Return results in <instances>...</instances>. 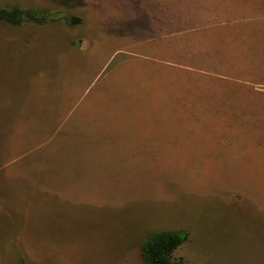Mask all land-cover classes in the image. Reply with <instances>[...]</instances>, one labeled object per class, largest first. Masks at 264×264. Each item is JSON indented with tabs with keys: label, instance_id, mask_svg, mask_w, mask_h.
<instances>
[{
	"label": "rangeland",
	"instance_id": "obj_1",
	"mask_svg": "<svg viewBox=\"0 0 264 264\" xmlns=\"http://www.w3.org/2000/svg\"><path fill=\"white\" fill-rule=\"evenodd\" d=\"M15 5L58 11L0 21V264H144L159 230L188 235L184 264H264V0H0ZM160 22L213 23L197 43L240 81L208 110L150 111L167 107L148 80L108 78L129 27Z\"/></svg>",
	"mask_w": 264,
	"mask_h": 264
},
{
	"label": "crops",
	"instance_id": "obj_2",
	"mask_svg": "<svg viewBox=\"0 0 264 264\" xmlns=\"http://www.w3.org/2000/svg\"><path fill=\"white\" fill-rule=\"evenodd\" d=\"M181 5L187 6L184 2ZM162 22L156 29L151 27L156 33L149 36L140 34V31L144 30L134 31L129 27L130 31L135 33L133 37L128 38L132 42L128 48H119L120 51L114 59H120L108 73V78L111 80L118 70L128 67L134 71L133 81L148 80L153 87L149 88L153 94L150 95V98H153L150 107H167L151 108L150 111H181L177 112L180 114L185 109L192 108L197 113L204 112L216 104V99L206 96L208 92L216 91L225 95L231 92L227 90L226 85L240 81L235 74V64L232 65L217 55L210 43L207 44L208 50L204 44L198 45V31L207 32L214 27L213 23L202 26L181 24V27L169 31ZM211 25L213 26L209 27ZM82 49L87 50L83 46ZM84 94L79 93L75 103ZM123 113L127 114L126 111Z\"/></svg>",
	"mask_w": 264,
	"mask_h": 264
},
{
	"label": "trees",
	"instance_id": "obj_3",
	"mask_svg": "<svg viewBox=\"0 0 264 264\" xmlns=\"http://www.w3.org/2000/svg\"><path fill=\"white\" fill-rule=\"evenodd\" d=\"M57 11L15 5L0 9V21L12 26H22L27 22L46 25L52 22ZM61 19L72 26L83 22L80 16L75 15L62 14ZM187 238L188 235L182 234L180 230H159L150 233L141 246V258L144 264H184L183 259L176 257V251Z\"/></svg>",
	"mask_w": 264,
	"mask_h": 264
}]
</instances>
